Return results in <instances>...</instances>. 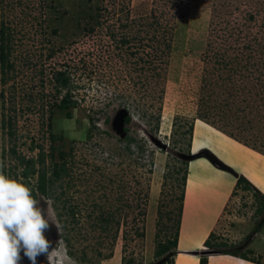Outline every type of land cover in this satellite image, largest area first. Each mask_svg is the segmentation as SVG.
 I'll list each match as a JSON object with an SVG mask.
<instances>
[{"label": "rangeland", "instance_id": "rangeland-1", "mask_svg": "<svg viewBox=\"0 0 264 264\" xmlns=\"http://www.w3.org/2000/svg\"><path fill=\"white\" fill-rule=\"evenodd\" d=\"M1 26L13 70L0 81V163L22 176L18 158L31 160L35 189L42 168L50 177L65 165L50 192L60 201L48 199L61 226L49 222V251L66 246L75 264H162L157 243L180 211L173 264L241 253L264 264L261 193L234 187L205 239L219 246L197 250L183 246L194 220L179 201L189 173L217 176L201 161L215 132L264 157V0H0ZM238 59L246 76L227 72ZM102 212L110 223L96 224Z\"/></svg>", "mask_w": 264, "mask_h": 264}, {"label": "crops", "instance_id": "crops-1", "mask_svg": "<svg viewBox=\"0 0 264 264\" xmlns=\"http://www.w3.org/2000/svg\"><path fill=\"white\" fill-rule=\"evenodd\" d=\"M211 139L212 140H210V142H212L211 144L214 145L216 149H212L210 146V148H208L205 152L211 155L218 163L226 166L227 169L222 170L218 168L208 159V157H205L206 159L203 158L204 160L201 161L211 166V169L217 176L212 180L199 175L192 179L190 173L187 176L184 192V204L187 201L189 204H192V206L190 205L191 207L189 206L191 210L188 213L192 212V219L194 220L192 223L187 222L192 229L189 230V243H185L183 246H185L188 250H197L211 231L210 229L217 224V219L220 217L222 209L228 201L231 191H233L236 185L238 175H242L264 197V157L262 159L257 158V160L255 156L256 153L234 141H231L228 138H225L219 132H215V134L211 136ZM205 152L197 154L195 159L203 157ZM236 159H239V161ZM225 173L232 174L234 179H231L230 177L229 179ZM200 194L204 197L211 196L213 202L210 201L211 199L207 202L204 197L199 196ZM193 212L196 213L197 216H195ZM184 228V226L181 227L179 236L180 242H178V247L180 250L183 248L181 247V236H183ZM200 233H202V237L197 242V240H195L196 236H193L192 234H197L198 236ZM179 257L181 259H186L183 255H179ZM207 261L208 264H258L231 255H209ZM185 264L198 263L196 259H191L186 261Z\"/></svg>", "mask_w": 264, "mask_h": 264}, {"label": "clouds", "instance_id": "clouds-1", "mask_svg": "<svg viewBox=\"0 0 264 264\" xmlns=\"http://www.w3.org/2000/svg\"><path fill=\"white\" fill-rule=\"evenodd\" d=\"M41 200L46 210L40 207ZM49 222L60 229L48 199L24 177L8 174L0 163V264H20L21 251L31 264L40 255L47 257L48 264H75L66 246L57 243L49 251L51 244L45 237Z\"/></svg>", "mask_w": 264, "mask_h": 264}, {"label": "trees", "instance_id": "trees-1", "mask_svg": "<svg viewBox=\"0 0 264 264\" xmlns=\"http://www.w3.org/2000/svg\"><path fill=\"white\" fill-rule=\"evenodd\" d=\"M6 29L1 26L0 28V81L2 84H5L6 80L8 79L9 73L13 70V64L10 63L9 58H10V46H9V34H6ZM88 31H92V29L90 28ZM55 33V31H54ZM122 45L125 44H129V40L124 37L120 40ZM242 58H245V60L248 59V62L250 61L249 56L247 55H243ZM242 59H238L237 62L235 61H226L225 62V67H228L227 72H229L232 75L238 76V77H243L244 74V69H242V66H240L239 61H241ZM256 65V64H254ZM258 66V65H257ZM246 76V75H245ZM55 79L58 83H60V85L66 86L68 84V78L65 77V74L62 72H58L55 75ZM68 101L69 98L65 97V99L63 100V102L60 104V107L65 108L68 106ZM201 120H204V118H201ZM124 122L125 124H128L130 122V117H125L124 118ZM3 127H8L10 129H12V121L10 118H7V120L3 121ZM192 130V127L190 126V128L188 129V133H190ZM127 129H124V139H127L126 133H127ZM9 135H13V132L8 131ZM230 137L231 134L229 135ZM129 141H133L132 139H128ZM19 163H24V170L22 171V177H24V179H28L29 177H31L35 171H34V164L31 160L29 161H24L23 158L19 157ZM39 162H42V157L40 156ZM65 165L64 164H59V165H55L53 167V171L50 177L47 176V171L45 168H42L39 173H38V177H37V182H36V189H38L39 193L46 197L47 199H52L54 202L55 201H60V195H56L54 194V197L50 196V192H52L51 188L52 186L55 184L56 181H59L62 177V174H65ZM15 177V176H14ZM185 180V178L183 179V181ZM241 184H243V190H247V191H252L254 194H260V192H258L257 189H255V187L248 182L242 175H238L237 179H236V185H235V190L238 186H240ZM62 184H60L58 187H61ZM61 194H63V192H61ZM184 194L182 193L180 195L179 201L183 200V196ZM263 197V196H262ZM263 199V206H264V197ZM63 205L66 203L65 201L62 202ZM64 208V207H63ZM181 210V209H180ZM180 212V211H179ZM178 212L177 217L179 218L180 214ZM109 214V213H108ZM108 214H104V212H102L100 215H98L96 217V224H108L109 222V216ZM69 215L71 217H75V212L74 210H70ZM58 217L61 216V214L57 215ZM178 218L175 219V224H174V232L169 234L168 236L165 237V240L163 242H158L157 246H156V250H155V257L156 258H162L165 256V259L163 261L162 264H173L172 258L170 255L173 256L174 254V249H176L177 246V238H178ZM168 228L166 227V230ZM140 237H143V234L140 233L139 234ZM213 234H210V238H212ZM210 238H207V240L204 241L203 245L207 248H216L219 246V244H213L210 241ZM251 252H249L250 254ZM168 254V255H167ZM230 254V253H229ZM233 255H237V252H232ZM207 256L209 255H205V257L201 256V261L200 264H206V259ZM240 258L242 259H246L248 261L251 262H255L258 263L255 259H251L248 258L247 255L241 253L239 254ZM163 259V258H162Z\"/></svg>", "mask_w": 264, "mask_h": 264}, {"label": "water", "instance_id": "water-1", "mask_svg": "<svg viewBox=\"0 0 264 264\" xmlns=\"http://www.w3.org/2000/svg\"><path fill=\"white\" fill-rule=\"evenodd\" d=\"M123 121H124V120H123ZM196 155H197V154H196ZM196 155H191L190 157H192V156H196ZM206 156H208V159H209L214 165H216L218 168H220V169H222V170H226V169H227L226 166H224V165L218 163L216 160H214V159L212 158L211 155L207 154ZM196 254H197V252H196Z\"/></svg>", "mask_w": 264, "mask_h": 264}, {"label": "flooded vegetation", "instance_id": "flooded-vegetation-1", "mask_svg": "<svg viewBox=\"0 0 264 264\" xmlns=\"http://www.w3.org/2000/svg\"><path fill=\"white\" fill-rule=\"evenodd\" d=\"M47 257L45 255H40V257L38 256L36 259V264H48L46 262ZM29 263L31 264V262L29 261Z\"/></svg>", "mask_w": 264, "mask_h": 264}, {"label": "bare ground", "instance_id": "bare-ground-1", "mask_svg": "<svg viewBox=\"0 0 264 264\" xmlns=\"http://www.w3.org/2000/svg\"><path fill=\"white\" fill-rule=\"evenodd\" d=\"M194 155H196V154H194Z\"/></svg>", "mask_w": 264, "mask_h": 264}]
</instances>
